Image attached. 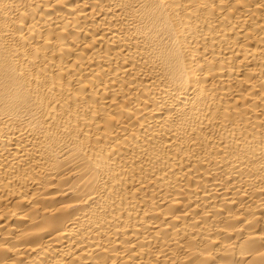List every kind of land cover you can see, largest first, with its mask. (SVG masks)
<instances>
[{
  "label": "bare ground",
  "instance_id": "6f19581e",
  "mask_svg": "<svg viewBox=\"0 0 264 264\" xmlns=\"http://www.w3.org/2000/svg\"><path fill=\"white\" fill-rule=\"evenodd\" d=\"M0 264H264V0H0Z\"/></svg>",
  "mask_w": 264,
  "mask_h": 264
}]
</instances>
